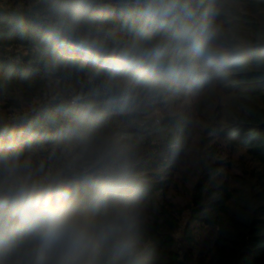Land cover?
<instances>
[{
  "label": "trees",
  "instance_id": "obj_1",
  "mask_svg": "<svg viewBox=\"0 0 264 264\" xmlns=\"http://www.w3.org/2000/svg\"><path fill=\"white\" fill-rule=\"evenodd\" d=\"M212 2L195 0L217 32L210 59L177 43L179 21L162 27L152 0H0V103L53 94L0 125V152L62 141L102 158L108 171L60 182L90 215L132 209L138 264H264V0ZM194 95L167 154L150 115ZM187 165L199 169L180 176Z\"/></svg>",
  "mask_w": 264,
  "mask_h": 264
},
{
  "label": "clouds",
  "instance_id": "obj_2",
  "mask_svg": "<svg viewBox=\"0 0 264 264\" xmlns=\"http://www.w3.org/2000/svg\"><path fill=\"white\" fill-rule=\"evenodd\" d=\"M149 11L162 27L179 21L173 32L179 45L216 56L207 45L217 32L200 19L195 0H152ZM132 220L127 205L90 215L58 174L38 178L21 150L0 152V264H106V257L110 264H138Z\"/></svg>",
  "mask_w": 264,
  "mask_h": 264
},
{
  "label": "rangeland",
  "instance_id": "obj_3",
  "mask_svg": "<svg viewBox=\"0 0 264 264\" xmlns=\"http://www.w3.org/2000/svg\"><path fill=\"white\" fill-rule=\"evenodd\" d=\"M205 1L208 2L210 6H213L212 0ZM1 5H3V3H1ZM23 6L24 4L20 5L21 8ZM230 6L244 12L248 11V9L243 5L232 4ZM37 14L40 17L42 16L40 13ZM262 15H264V11H260L257 17L261 18ZM173 82L175 83V81ZM52 96V92H49L44 96L37 95L33 100H28L25 96L17 95L21 107H6L0 103V125H6L10 122L16 121L24 114L35 110L39 105L42 104L44 100L51 98ZM202 96L203 95H194L192 99L185 97L179 101L178 105L171 104L167 97H164L162 101L157 103L158 108L152 115H150L149 119L158 125V138H160V142L165 146L167 154H169L168 152L172 146H180L182 144V137H180L181 135L178 131L177 121L182 122L185 119V115L191 112L194 102L200 100ZM67 99L69 101H73L76 100V97L69 95ZM195 125L202 129L204 123L198 121L195 122ZM22 153L24 156L29 157L33 161L34 167L38 170V178L51 173L54 175L58 174L61 181L78 168H93L100 172H106L109 169L107 165L102 163V158H85L82 155L76 153L70 144L62 141L54 142L42 149L36 148L34 150L23 151ZM188 160L191 159L189 158ZM40 169H42V171H39ZM197 169H199V165L197 167L187 165L181 169V174L179 175L193 176ZM176 176L177 175H173V177ZM187 222L188 217L186 216L183 220L180 230L177 233V238L179 240L177 246L181 253L183 246L186 244L183 241V232Z\"/></svg>",
  "mask_w": 264,
  "mask_h": 264
}]
</instances>
